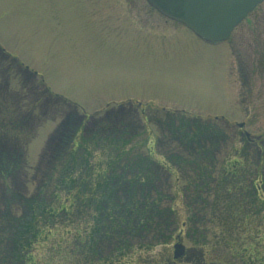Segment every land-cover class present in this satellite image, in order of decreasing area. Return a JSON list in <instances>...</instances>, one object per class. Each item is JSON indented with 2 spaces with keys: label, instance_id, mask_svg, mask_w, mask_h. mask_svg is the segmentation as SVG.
I'll return each instance as SVG.
<instances>
[{
  "label": "rangeland",
  "instance_id": "obj_1",
  "mask_svg": "<svg viewBox=\"0 0 264 264\" xmlns=\"http://www.w3.org/2000/svg\"><path fill=\"white\" fill-rule=\"evenodd\" d=\"M263 18L260 5L229 41L208 43L145 0H0V218L27 215L47 173H57L80 142L68 174L88 186L110 183L116 197L126 198L122 177L136 192L164 198L154 219L162 234H136L121 264L173 257L179 238L194 246L183 225L192 207L172 160L193 158L199 147L225 157L232 133L227 128L226 139L205 131L202 145L187 144L189 133H175L176 123H245L252 138L264 134ZM92 226L79 221L72 230ZM59 227L38 248L40 264H70L59 244L74 235H66L65 221Z\"/></svg>",
  "mask_w": 264,
  "mask_h": 264
},
{
  "label": "trees",
  "instance_id": "obj_2",
  "mask_svg": "<svg viewBox=\"0 0 264 264\" xmlns=\"http://www.w3.org/2000/svg\"><path fill=\"white\" fill-rule=\"evenodd\" d=\"M240 83L243 88L246 86L242 80ZM246 95L245 91L241 94L242 98ZM184 120L176 123L175 133L186 130L189 136L183 137V141L187 144L202 145L199 136L205 131L226 139L227 128L232 133L225 157L219 158V153L205 152L199 147L193 158L175 155L172 160L180 174L177 180L183 183V199L192 207L184 225L189 228L188 236L195 246L213 254L217 264H264V134L248 138L242 129H235L228 122L222 127L212 122L188 127ZM79 143L75 145L78 152ZM77 150L65 152L56 167L57 173L52 172V176L57 175L55 179L51 172L47 173L38 194L28 201L27 215L0 218V264H40L44 256L36 253L38 248L48 245L63 221L68 224L66 235L74 236L59 244V257L70 264H121L134 252L136 234L140 238L154 231L162 234L161 226L154 222L161 215V195L154 198L136 192L138 186L133 187V182L131 185L122 177L120 182L128 188L125 199L106 188L110 183L88 186L82 177L68 174L75 169V163L67 162L78 154ZM114 161H108V171H114ZM96 190L99 198L91 194ZM93 206L95 212L91 215ZM79 221L93 226L82 233L73 228V232L72 227ZM152 224L154 228L150 227ZM105 244H110L108 252L102 249ZM152 250V246H147L148 252ZM160 262L168 263L164 258Z\"/></svg>",
  "mask_w": 264,
  "mask_h": 264
},
{
  "label": "water",
  "instance_id": "obj_3",
  "mask_svg": "<svg viewBox=\"0 0 264 264\" xmlns=\"http://www.w3.org/2000/svg\"><path fill=\"white\" fill-rule=\"evenodd\" d=\"M162 15L183 23L200 39L208 43L228 41L233 31L264 0H147ZM245 127V123L239 124ZM249 137L250 134L247 133ZM176 258L185 246H175Z\"/></svg>",
  "mask_w": 264,
  "mask_h": 264
},
{
  "label": "flooded vegetation",
  "instance_id": "obj_4",
  "mask_svg": "<svg viewBox=\"0 0 264 264\" xmlns=\"http://www.w3.org/2000/svg\"><path fill=\"white\" fill-rule=\"evenodd\" d=\"M32 79L34 81L35 77H32ZM150 153H151V151H150ZM185 224L186 223H184L183 225H185ZM178 240L181 241L182 239L179 238ZM163 258L167 260V262H168L167 264H217V263H215V261H213L214 260L213 254H212V256L208 255L206 251H204L202 248H199L195 245L190 247V248H187L185 246V250H184L183 254L178 258H176V253L173 252V257H171V256H168V257L167 256H160L157 260H155V263L152 261L151 264H163L162 262H160V261H163ZM136 262L139 263V260L137 259ZM238 264H239V262H238Z\"/></svg>",
  "mask_w": 264,
  "mask_h": 264
}]
</instances>
